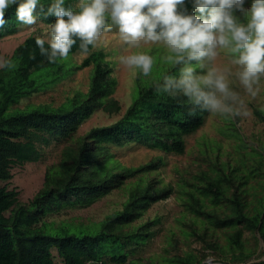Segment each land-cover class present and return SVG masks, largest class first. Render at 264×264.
Returning <instances> with one entry per match:
<instances>
[{"label": "trees", "instance_id": "trees-1", "mask_svg": "<svg viewBox=\"0 0 264 264\" xmlns=\"http://www.w3.org/2000/svg\"><path fill=\"white\" fill-rule=\"evenodd\" d=\"M53 2L39 0L44 11L37 9V14L43 22H54V16L45 15ZM64 6L78 11L74 0H65ZM185 7L191 12L192 0H185ZM5 19L8 23L0 28V33L19 23L15 5L6 10ZM36 37L28 35L11 54L4 56L3 60L11 61L15 67L0 68V180L11 177L12 163L39 159L41 145L47 144L51 137L70 136L94 110L102 108L111 112L120 107L110 96L115 78L110 74L108 61L97 51H92L79 64L82 67L92 61L94 65L86 92H76L57 107L45 104L15 106L22 96L40 89L65 70L60 57L50 63L40 54ZM74 39L76 43L69 53L81 51V41ZM48 47L46 40L45 48ZM91 47L88 46L89 50ZM183 67V64H171L161 69L158 77L136 87L131 103L118 119L110 124L92 126L76 140L68 142L61 150L59 162L47 167L42 187L28 202L17 203V191L0 185V264H56L52 247L57 249L65 264H139L136 260L128 261V253L122 247L128 241L146 239L152 231L146 227L147 222L131 230L125 231L122 227L139 217L151 202L165 198L172 190L170 184L159 186L154 181L135 184L123 207L99 222L98 230L54 232L47 230L44 222H38L49 212L87 204L120 186L126 177L149 172L162 163L158 157L138 166H126L113 158L110 145L137 142L166 152L184 150V136L203 123L208 111L194 106L182 95L173 97L156 90L157 84L163 86L165 77L179 79ZM253 112L264 122V111L255 107ZM257 152L264 160V151ZM230 181V176L224 172L203 174L202 183L187 192L186 209L202 215L216 227L228 229L225 233L230 247L242 246L244 227L257 230L264 241V202L260 209L246 210L240 190L234 187L228 192ZM206 199L224 208L220 211L207 209ZM199 236L206 247L223 255L217 241ZM170 261L193 264L196 256L176 254Z\"/></svg>", "mask_w": 264, "mask_h": 264}, {"label": "rangeland", "instance_id": "rangeland-1", "mask_svg": "<svg viewBox=\"0 0 264 264\" xmlns=\"http://www.w3.org/2000/svg\"><path fill=\"white\" fill-rule=\"evenodd\" d=\"M78 3L79 0H74L75 7ZM250 6L251 0H247L245 7L250 9ZM236 15L242 22L247 19L240 13ZM50 25L39 19L35 30L20 23L4 30L0 33V58L4 59L5 55L11 54L14 47L28 35L44 36L48 40L49 37L44 34L48 32ZM92 51L101 52L99 56L108 61L110 74L115 78L110 96L118 101L120 107L111 112L102 108L94 110L70 136L51 137L47 144H42L39 159L12 163L11 177L0 180V185L17 191V203L28 202L42 187L47 167L59 162L61 150L68 142L76 140L92 126L114 122L131 103L136 87L152 81L160 75L161 69L171 65L165 59L168 53L163 45L142 44L140 48H131L120 40L114 27L110 32H102L87 54L77 50L69 53L67 59L59 58L65 70L47 81L40 89L22 96L14 105L25 107L45 104L57 107L76 92H86L94 65L92 61L82 67L79 64ZM140 51L153 57L152 71L148 76H144L138 69H129L120 63L122 56ZM231 61L232 57L221 51L215 63L231 68L230 87L239 94L244 105L242 111H246L247 115L232 118L227 114L208 111L203 123L184 136L185 146L182 152H166L137 142L110 145L113 158L126 166H138L158 157L162 159V163L149 172H138L126 177L120 186L87 204H75L44 214L38 224L44 222V227L54 232L65 229L98 230L99 222L112 211L123 207L129 190L135 184L154 181L159 186L170 184L172 190L165 198L151 202L139 217L122 227L125 231L131 230L147 222L146 227L152 231L146 239L128 241L122 247L128 253V261L136 260L139 264H176L170 261V257L193 253L196 256L193 264H200L209 256L227 259L232 264H264V241L257 230L244 227L242 246L230 247L225 233L228 229L216 227L202 215L186 209L184 205L187 192L195 190L202 183L201 176L215 172H224L230 176V188L227 190L229 192L234 187L240 190L245 198L246 210L260 209L264 202V160L257 152L264 151V122L258 120L253 112L255 107L264 111V75L254 86L258 92L252 97L241 85L236 75L239 69ZM204 63L208 64L207 61ZM196 64L193 61L192 65ZM204 71L196 67L197 74H203ZM206 202L207 209L216 208V211H220L224 208V205L218 207L212 204L209 199ZM8 213L9 211L6 212ZM199 235L209 241H217L223 255H218L216 250L206 247L205 241ZM51 252L56 264H65L55 247L51 248ZM237 257L243 259L239 260Z\"/></svg>", "mask_w": 264, "mask_h": 264}, {"label": "clouds", "instance_id": "clouds-1", "mask_svg": "<svg viewBox=\"0 0 264 264\" xmlns=\"http://www.w3.org/2000/svg\"><path fill=\"white\" fill-rule=\"evenodd\" d=\"M192 0V11L185 0H79L78 11L65 7V0H54L46 10L55 20L44 36L35 43L42 56L50 63L57 57L67 59L76 43L87 54L89 45H95L102 32L115 27L120 40L131 48L160 44L167 50L165 57L173 66L185 65L179 79L165 77L158 92L170 96L182 95L202 110L230 115H247L239 94L230 87L231 68L215 62L224 51L238 67L236 75L245 91L257 95L254 87L264 75V0ZM16 6V20L35 30L39 20L37 9L44 11L39 0H0V28L8 23L5 12ZM199 13L198 15L196 13ZM247 17L243 22L236 15ZM195 61L197 64L192 65ZM207 61L208 64H205ZM120 63L129 69H138L148 76L153 57L143 51L122 56ZM13 68L9 60L0 58V68ZM196 67L205 70L196 73Z\"/></svg>", "mask_w": 264, "mask_h": 264}, {"label": "water", "instance_id": "water-1", "mask_svg": "<svg viewBox=\"0 0 264 264\" xmlns=\"http://www.w3.org/2000/svg\"><path fill=\"white\" fill-rule=\"evenodd\" d=\"M208 262H218L223 264H232L229 260L223 259L221 257L209 256L205 258L200 264H207Z\"/></svg>", "mask_w": 264, "mask_h": 264}, {"label": "bare ground", "instance_id": "bare-ground-1", "mask_svg": "<svg viewBox=\"0 0 264 264\" xmlns=\"http://www.w3.org/2000/svg\"><path fill=\"white\" fill-rule=\"evenodd\" d=\"M207 264H223V263H218V262H208Z\"/></svg>", "mask_w": 264, "mask_h": 264}]
</instances>
